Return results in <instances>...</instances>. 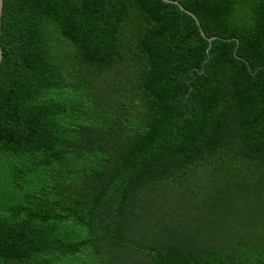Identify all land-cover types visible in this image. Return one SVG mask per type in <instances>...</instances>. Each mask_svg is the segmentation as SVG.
<instances>
[{
    "label": "trees",
    "instance_id": "trees-1",
    "mask_svg": "<svg viewBox=\"0 0 264 264\" xmlns=\"http://www.w3.org/2000/svg\"><path fill=\"white\" fill-rule=\"evenodd\" d=\"M176 1L3 0L0 264H264V0Z\"/></svg>",
    "mask_w": 264,
    "mask_h": 264
},
{
    "label": "rangeland",
    "instance_id": "rangeland-1",
    "mask_svg": "<svg viewBox=\"0 0 264 264\" xmlns=\"http://www.w3.org/2000/svg\"><path fill=\"white\" fill-rule=\"evenodd\" d=\"M229 188H230V187H229ZM229 188H225V189L230 190L231 188H230V189H229ZM233 189H234V188H232V190H233ZM216 190H217V189H216ZM216 190H215V191H207V194L210 195V197H211L213 200H215V199L217 200V199H218V196H217L218 194H217ZM237 192H238V191H237ZM203 193H204V192H203ZM238 193H239V192H238ZM231 194H232V196H233L231 202H232V203H233V202H236V201H237V196H234L233 193H231ZM203 195H204V194H203ZM200 199H201V198H199V201H198V204H197V205L203 208V207H204V202L201 201ZM220 200L225 201V198H224L223 194L220 195ZM196 201H197V200H196ZM214 203H216V202H214V201H210V202H209L210 205H211V204H214ZM242 224L245 225L243 222H242ZM177 231H178V230H177ZM110 259H112V257H111ZM117 262H118L117 257H116L114 260H110V263H111V264H117ZM142 264H144V263H142Z\"/></svg>",
    "mask_w": 264,
    "mask_h": 264
},
{
    "label": "water",
    "instance_id": "water-1",
    "mask_svg": "<svg viewBox=\"0 0 264 264\" xmlns=\"http://www.w3.org/2000/svg\"><path fill=\"white\" fill-rule=\"evenodd\" d=\"M164 1L171 2V3H176V4L180 5L178 3V1H176V0H164ZM2 6H3V0H0V31H1V13H2ZM180 6H181V8L185 9L182 5H180ZM185 10H187V9H185ZM202 33L204 34L203 31H202ZM207 38L210 39L211 37H207ZM2 58H3V56H2V48H1V44H0V65H1Z\"/></svg>",
    "mask_w": 264,
    "mask_h": 264
}]
</instances>
